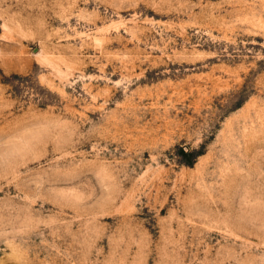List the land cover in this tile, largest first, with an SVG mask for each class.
I'll use <instances>...</instances> for the list:
<instances>
[{
  "label": "rangeland",
  "instance_id": "1",
  "mask_svg": "<svg viewBox=\"0 0 264 264\" xmlns=\"http://www.w3.org/2000/svg\"><path fill=\"white\" fill-rule=\"evenodd\" d=\"M0 264H264V0H0Z\"/></svg>",
  "mask_w": 264,
  "mask_h": 264
}]
</instances>
